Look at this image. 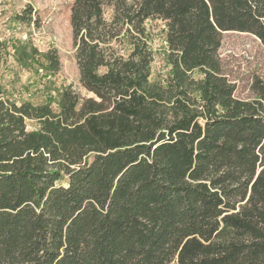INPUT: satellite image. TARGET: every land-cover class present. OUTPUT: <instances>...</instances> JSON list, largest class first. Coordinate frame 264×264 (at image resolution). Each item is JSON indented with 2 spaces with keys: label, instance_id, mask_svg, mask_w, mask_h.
Returning <instances> with one entry per match:
<instances>
[{
  "label": "trees",
  "instance_id": "trees-1",
  "mask_svg": "<svg viewBox=\"0 0 264 264\" xmlns=\"http://www.w3.org/2000/svg\"><path fill=\"white\" fill-rule=\"evenodd\" d=\"M70 23L83 92L17 105L0 86V264H264V81L236 97L219 54L225 32L264 45V0H74ZM8 57L61 70L31 41Z\"/></svg>",
  "mask_w": 264,
  "mask_h": 264
},
{
  "label": "rangeland",
  "instance_id": "rangeland-1",
  "mask_svg": "<svg viewBox=\"0 0 264 264\" xmlns=\"http://www.w3.org/2000/svg\"><path fill=\"white\" fill-rule=\"evenodd\" d=\"M74 0H0V41L11 45L17 39L31 41L39 50L58 51L61 70L46 77L33 70L18 66L12 57L0 64V86L11 102L21 105L31 102L46 103L54 96L53 88L72 86L83 92L73 46L70 23L71 6ZM28 6L33 8L37 25H27L16 20ZM153 33L154 61L151 65V80L163 81L170 71L168 46L161 22H149ZM223 72L236 85V97L253 99L252 84L256 78L264 81V45L255 36L242 32H225L219 50ZM28 122L27 129H35Z\"/></svg>",
  "mask_w": 264,
  "mask_h": 264
}]
</instances>
